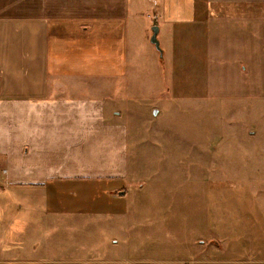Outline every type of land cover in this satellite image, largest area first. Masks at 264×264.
I'll list each match as a JSON object with an SVG mask.
<instances>
[{
    "label": "crops",
    "instance_id": "0c3cea01",
    "mask_svg": "<svg viewBox=\"0 0 264 264\" xmlns=\"http://www.w3.org/2000/svg\"><path fill=\"white\" fill-rule=\"evenodd\" d=\"M134 3L0 0V193L24 202L12 211L11 217L19 214L12 226L23 223L24 210L42 219L35 229L27 226L36 232L61 226L49 224L50 218L88 227L107 217L120 226L130 213L125 128L106 116L104 101L74 91L83 79L126 74L128 39L139 12L148 8L149 20L162 24L200 26L224 17L225 9L264 8V0ZM251 168V176L233 172L215 183L233 187L206 191L202 216L213 240L199 244L202 250L193 241L197 250L186 257L52 260L42 237L21 250L17 242L7 247L2 234L9 223L0 221V264H264V167ZM239 184L244 187H234Z\"/></svg>",
    "mask_w": 264,
    "mask_h": 264
},
{
    "label": "rangeland",
    "instance_id": "374dc122",
    "mask_svg": "<svg viewBox=\"0 0 264 264\" xmlns=\"http://www.w3.org/2000/svg\"><path fill=\"white\" fill-rule=\"evenodd\" d=\"M139 13L128 39L126 74L83 79L74 91L104 101L106 116L125 128L130 213L120 226L107 217L88 227L50 218L49 224L61 226L27 231L42 219L24 210L23 223L12 226L19 214L11 213L24 202L0 193V215L3 209L6 215L0 221L9 223L0 233L10 249L17 242L21 250L38 236L52 260L183 258L197 250L193 241L202 250L213 240L202 216L206 191L233 187L215 184L233 172L251 176V167H264V8L225 9L224 17L200 26L149 20L148 8ZM154 26L161 57L150 43Z\"/></svg>",
    "mask_w": 264,
    "mask_h": 264
},
{
    "label": "water",
    "instance_id": "95a60500",
    "mask_svg": "<svg viewBox=\"0 0 264 264\" xmlns=\"http://www.w3.org/2000/svg\"><path fill=\"white\" fill-rule=\"evenodd\" d=\"M151 37H150V43L154 46L155 50L158 52L159 56H162V51L159 46V42L157 40V34H158V27L154 26L151 28Z\"/></svg>",
    "mask_w": 264,
    "mask_h": 264
}]
</instances>
